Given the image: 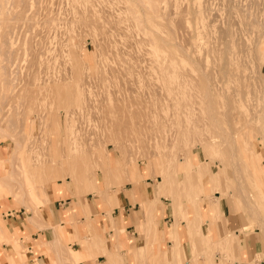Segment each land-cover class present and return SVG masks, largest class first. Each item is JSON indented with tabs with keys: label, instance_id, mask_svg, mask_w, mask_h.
<instances>
[{
	"label": "rangeland",
	"instance_id": "rangeland-1",
	"mask_svg": "<svg viewBox=\"0 0 264 264\" xmlns=\"http://www.w3.org/2000/svg\"><path fill=\"white\" fill-rule=\"evenodd\" d=\"M0 3V147L9 167L0 177V188L4 196L13 194L32 211L36 224L48 184L69 181L74 188L78 183L81 189H74L76 195L95 190L96 185L106 189L104 170L109 166L116 175L115 185L132 182L128 169L142 167L152 178L160 177L162 188L164 182L191 187L187 164L192 153L201 177L219 181L221 166L226 177L235 180L231 152L217 140L200 101L203 71L212 74L218 117L226 131L235 134L236 154L251 176L252 162L259 155L251 143L258 151L264 148L260 140L264 139V0H161L157 23L144 21V6L150 4L137 0ZM153 32L167 41L165 49L175 51L178 61L170 72L164 71L161 60L168 51L155 52ZM227 42L243 62L236 72L244 78L239 85L218 71ZM179 44L184 51L177 50ZM199 59L202 72L194 63ZM180 73L187 77H179ZM32 76L39 78L38 83L68 81L75 107L62 108L65 102L58 90L28 83ZM184 78L187 81L182 82ZM19 90L23 95L14 99ZM71 157L77 161L74 167ZM56 167L67 168L69 174L62 169L66 175L76 174L71 179L53 176ZM10 170L15 173L12 183ZM91 172L102 176V182H93ZM221 183L225 187L223 179ZM226 189L225 196H236L232 187ZM175 201L179 211L180 198ZM1 232V241H12L7 231Z\"/></svg>",
	"mask_w": 264,
	"mask_h": 264
},
{
	"label": "crops",
	"instance_id": "crops-1",
	"mask_svg": "<svg viewBox=\"0 0 264 264\" xmlns=\"http://www.w3.org/2000/svg\"><path fill=\"white\" fill-rule=\"evenodd\" d=\"M261 127L264 136V122ZM254 150L259 155L248 176V201L236 176L227 178L221 166L219 181L201 177L192 153L191 187L164 182L162 188L160 177L153 179L142 167L138 182L111 183L81 195L69 181L48 184L37 224L32 211L0 188V228L12 239L0 238V264H264V148ZM5 158L0 147V177L9 168ZM180 171L179 164L177 179ZM96 180L101 183L102 176ZM228 187L235 197L225 196ZM74 252L76 261L69 255Z\"/></svg>",
	"mask_w": 264,
	"mask_h": 264
},
{
	"label": "bare ground",
	"instance_id": "bare-ground-1",
	"mask_svg": "<svg viewBox=\"0 0 264 264\" xmlns=\"http://www.w3.org/2000/svg\"><path fill=\"white\" fill-rule=\"evenodd\" d=\"M5 1V0H4ZM138 1L140 2V4L142 3V4H144L145 2H147V3H149L150 5L148 6V7H145L144 6V10H145V12H144V21H148L149 23H157L158 22V17L160 16V14H159V10H160V2H161V0H137V3H138ZM199 1V0H198ZM133 3V2H132ZM135 3V2H134ZM137 3H136V5H137ZM1 4V3H0ZM128 6V5H127ZM129 6H131V5H129ZM142 6V5H141ZM141 6H139V7H141ZM138 7V8H139ZM163 7V6H162ZM135 8V7H134ZM142 8L143 7H141V12H142ZM143 10V11H144ZM132 11V10H131ZM134 12V11H133ZM161 12V11H160ZM136 14V13H135ZM141 16V15H140ZM133 18H135V20L136 21H138V22H143V17H139V15L137 16V15H135V17H133ZM183 21V17H180V22H182ZM1 22V21H0ZM199 22H200V20H199ZM144 24V23H143ZM146 27H147V25H145ZM7 27H8V25H7ZM180 27V26H179ZM200 27V26H199ZM182 29H183V27H181ZM8 30V29H7ZM184 30V29H183ZM186 30H188V29H186ZM226 30V29H225ZM4 31V30H3ZM227 31V30H226ZM189 32V31H188ZM196 32V31H195ZM4 33V32H3ZM158 33V32H157ZM225 33H227V32H225ZM5 34H7V32L5 33ZM153 34L154 35H151L150 37H151V39H150V41L153 43V45H155V52L157 53H160L161 55H163V53H164V50L165 51H168V53L166 54V55H163L164 57H163V59H161L162 61H164V63H165V65H164V71H166V72H170V67H171V65L172 66H174L175 64H176V61H178V59H176V57H174V53H175V51L173 50V47H170L169 46V50H167V49H165L164 48V44L165 45H168V43H167V41H165L164 39H161L159 36H156L157 34L155 33V32H153ZM222 34V33H221ZM191 35V34H190ZM196 35H197V33H196ZM149 36V35H148ZM181 36V35H180ZM224 36H226V34L224 35ZM149 37V38H150ZM187 36H185L184 38H186ZM189 37V36H188ZM223 37V36H222ZM2 38V37H1ZM195 38V37H194ZM4 39V38H3ZM145 39V38H144ZM187 40V39H186ZM189 40V39H188ZM225 40V39H224ZM148 41V40H147ZM160 41V42H159ZM170 41V40H169ZM168 41V42H169ZM5 42H7L6 44H8V42L9 41H4V44H5ZM171 42V41H170ZM167 43V44H166ZM1 44H3L2 42H1ZM177 44V43H176ZM169 45H171V44H169ZM185 45V44H184ZM7 46V45H6ZM185 46H181V44H179V46H178V51H184V48ZM6 48H8V47H6ZM218 48V47H217ZM173 50V51H172ZM9 51V50H8ZM186 51V50H185ZM224 52L226 53L225 55H224V57L222 58V62H221V64L219 65V67H218V71L220 72V73H223V75L225 76V77H228L229 78V80H233L236 84L238 83V85H239V80L242 82L243 80L242 79H244V78H240V77H237L236 76V72L239 70V69H241L242 68V63H240V61H238L237 59H236V56L234 55V46H232V44L230 43V42H227L226 44H225V46H224ZM176 55V54H175ZM168 60H171V63H168L169 61ZM194 60V59H193ZM195 66H196V68H197V70L198 69H201L202 68V66H203V64L201 63V60L199 59V60H196L195 62ZM4 69H5V67H4ZM202 70L203 69H201L200 71L202 72ZM5 71V70H4ZM217 71V70H216ZM204 72V71H203ZM201 73V75L203 74V77H204V90L201 92V94H200V101H201V103H202V105H203V109H204V112H206L208 115V118H209V120H210V122H211V128L214 130V131H216L217 132V135H218V139L217 140H219V142H222L226 147H227V149L229 150V152H231V168L233 169V171H234V173H235V176H236V180H237V185H238V189H239V193L241 194V197L243 196V199H246L247 201H248V197H246V198H244V196H246L247 195V192H248V187H249V184H251V182H250V180H249V177H248V175L247 174H245V172L243 171L244 169H243V166H242V163L240 162V160H239V157L237 156V154H236V150H237V143H236V136H235V134H233V132L232 133H229V132H227L226 131V129L223 127V124H222V122H221V120L219 119V117H218V111H217V109H216V107H215V102H214V99H215V95H214V91H213V89L211 88V83H212V74H205V73ZM8 76V75H7ZM187 77V75H185L184 73H180L179 74V77ZM220 76V75H219ZM4 78V77H3ZM5 80H6V78H4ZM10 80V79H9ZM9 80L7 81V82H9ZM38 80H39V78L38 77H36V76H32L31 77V79H28V81L26 80V82H28V83H30V84H32V85H34V86H37V87H39V88H46V87H48V85H51V86H53V88L55 89L56 88V90H58V94H59V96L61 97V100H62V102H65V103H63L62 104V108L64 107V109H73L74 107H75V103H74V99H75V97L73 96L72 97V95H73V92L71 91V90H69L70 89V87L68 88V84H69V82L68 81H66V80H64V81H61L60 83L59 82H55V81H47L46 79L42 82V81H40L41 83H38ZM61 80H63V78L61 79ZM32 81V82H31ZM185 81H187V79H183V81L182 82H185ZM4 83V82H3ZM10 83V82H9ZM6 84V82L4 83V85ZM59 84H61V85H59ZM241 85H242V83H241ZM6 86V88H7V86H8V84H6L5 85ZM64 86V87H63ZM213 86V85H212ZM63 87V88H62ZM53 89V90H54ZM7 90V89H6ZM243 90V89H242ZM41 92H47L46 90H40ZM55 91H53V93H54ZM6 93V92H5ZM56 93V92H55ZM55 93H54V95H55ZM3 95V94H2ZM8 95H10V94H8ZM13 95V94H12ZM23 95V93H22V91L21 90H19V92L15 95V96H13L14 97V99H16V98H20L21 96ZM4 96V95H3ZM6 96V95H5ZM188 96H191V95H188ZM2 97V96H1ZM7 97V99H8V97H10V96H6ZM6 97H3V100H4V98H6ZM12 97V96H11ZM56 97V96H55ZM73 98V99H72ZM7 99H5V100H7ZM11 99H13V98H11ZM10 98H9V100H11ZM64 100V101H63ZM61 102V101H60ZM58 103V102H57ZM194 103H197V101L196 102H194ZM3 104V103H2ZM75 104V105H74ZM59 105V104H58ZM60 105H61V103H60ZM74 105V106H73ZM59 107V106H58ZM218 107V106H217ZM232 108V107H231ZM1 109V108H0ZM62 110V109H61ZM233 110V109H232ZM233 112H234V110H233ZM61 113V112H60ZM221 113V112H220ZM229 114V113H228ZM232 115V114H231ZM54 116V115H53ZM229 116V115H228ZM55 117V116H54ZM55 119H57L58 120V117H56ZM52 120H53V118H52ZM59 120H60V117H59ZM16 126V125H15ZM19 128H20V126H19ZM242 128V127H241ZM239 130V129H238ZM237 130V131H238ZM241 130H244V129H241ZM240 131V130H239ZM23 134V133H22ZM212 141H214V140H212ZM16 143H19V142H16ZM251 146L254 148V145H253V142L251 143ZM255 153H258L259 154V152H257V151H255ZM94 154H96V153H94ZM97 155V154H96ZM74 157H76V156H74ZM74 157H71V160H72V158H73V161L71 162L72 163V166H73V163L75 162V165H77L76 163H77V161H75V159H74ZM97 157V160H98V158H99V156H96ZM204 157H205V155H204ZM77 158V157H76ZM88 158V157H87ZM108 158V157H107ZM84 159H86V157L84 158ZM76 160H78V159H76ZM81 162H82V160H80ZM108 162V161H107ZM71 163H70V165H71ZM78 163H80L79 161H78ZM83 163V162H82ZM85 163V162H84ZM83 163V165L82 166H84L85 164ZM61 164H64V163H62L61 162ZM57 165V164H56ZM59 165V164H58ZM57 165V166H58ZM103 165H106V163H104ZM136 165V164H135ZM55 166V165H54ZM82 166H81V164H79L78 165V168H82ZM63 167H65V166H63ZM71 167V166H70ZM74 167V166H73ZM76 167V166H75ZM58 167H56L55 168V172L54 171H52V173H53V176H60L59 178H62V179H64V178H69V179H71L72 177V175L73 174H76V173H72V171H71V176H69V175H66L67 173H68V170H67V168H66V170H67V172H66V174H64V172L66 171L64 168H59V169H57ZM129 168V167H128ZM57 169V170H56ZM64 170V172H63V170ZM73 169H75V168H72V170ZM76 169H77V167H76ZM83 169V168H82ZM80 170V169H79ZM91 170V169H90ZM90 170H89V172H90ZM129 170V174H127V176H129L130 178H131V180H133L132 182H134V180L135 179H139L140 180V178L142 177L141 176V174L139 173V170H138V168L136 167V169L135 168H132V169H128ZM127 170V171H128ZM87 172H88V170H86ZM92 171V170H91ZM73 172H75L74 170H73ZM82 172V171H81ZM80 172V173H81ZM88 172V173H89ZM77 173H79V172H77ZM79 173V174H80ZM9 180L11 181V183L13 182V176H14V171L13 170H10L9 171ZM63 174V175H62ZM69 174V173H68ZM76 176H78V174L76 175ZM91 176L93 177L92 179H94L93 180V182L95 181L96 183H98L97 182V180H96V174H95V172H91ZM104 176H105V180H106V185L107 186H109L111 183H113V185H115L116 184V175H115V173H113V170H112V168L109 166V168L108 169H105L104 170ZM75 176H73V178H74ZM79 177V176H78ZM90 177V176H89ZM77 178V177H76ZM75 178V179H76ZM79 178H81V177H79ZM130 180V179H129ZM138 180H136V182H137ZM7 182H8V180H6L4 183H5V186H8L7 185ZM78 183H76V185H77ZM76 185H75V187H74V189L76 190V189H81V187H76ZM83 185V184H82ZM4 186V187H5ZM81 186V185H80ZM10 187V186H9ZM96 188H98L97 187V185H96V187H95V189ZM99 188H102L101 186H99ZM90 191V190H89ZM81 193H79L80 195L81 194H83V193H85V191L83 192V191H80ZM101 193V192H100ZM104 193V192H103ZM106 193V192H105ZM104 193V194H105ZM108 194V193H107ZM173 196V195H172ZM172 196H170L169 198L170 199H172ZM248 196V195H247ZM250 198V197H249ZM251 199V198H250ZM244 202H246V201H244ZM246 203H248V202H246ZM250 204V203H249ZM254 205V204H253ZM249 208V207H248ZM251 209H254V208H251ZM255 211V210H254ZM256 212V211H255ZM257 213H258V211H257ZM254 214V213H253ZM263 221V220H262ZM263 226V225H262ZM69 255L72 257V259L74 260V261H76V260H78V258H79V255L76 253V252H74V253H69Z\"/></svg>",
	"mask_w": 264,
	"mask_h": 264
}]
</instances>
